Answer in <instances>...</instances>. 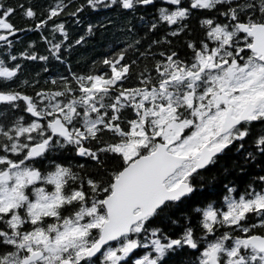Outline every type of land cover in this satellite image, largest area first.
Returning a JSON list of instances; mask_svg holds the SVG:
<instances>
[{
  "label": "trees",
  "instance_id": "1",
  "mask_svg": "<svg viewBox=\"0 0 264 264\" xmlns=\"http://www.w3.org/2000/svg\"><path fill=\"white\" fill-rule=\"evenodd\" d=\"M159 1L147 6L139 0H0V18L3 11L12 10L7 16L11 24L24 27L19 41L11 47H0V66L18 70L13 76L0 78V93L15 97L0 102V157L9 156L11 163L17 161L16 156H23L24 163L42 177L25 188L19 212L26 220V233L40 228L52 234L51 227L73 219L82 207L103 201L111 192L113 179L129 162L115 146L132 140V125L142 112L131 94L159 88L176 70L190 65L192 57L186 51L207 40V26L203 23L185 27L179 34H166V25L155 14ZM263 4L264 0H216L212 3V17L223 23L229 10L255 14ZM51 9L58 13L52 14ZM206 10V15H211V8ZM170 55L172 59L168 60ZM111 63L122 73L114 84ZM96 79L101 81L100 88L90 93L97 87ZM19 93L29 95L39 118L25 112L26 104ZM86 111L102 122L82 137L74 131L82 129ZM175 113L178 120L191 122L183 137L193 129L196 117L192 108L184 105L178 106ZM69 116L70 123H64L72 133L70 140L53 136L50 121ZM147 126L146 122V129ZM256 128L254 125L246 137H240L239 127L238 137L233 136L209 166L190 172L189 195L165 203L133 226L128 236L105 246L95 257H84L73 264H103L106 247L116 246L125 238L138 246L118 264H134L144 255L152 257L155 264H208L202 260V251L214 242L224 248L217 264H228L226 252L235 240L264 236V205L244 209L234 223H227L223 217L229 198L251 199L264 193V152H258ZM41 142L47 143L45 152L29 157L28 148ZM149 152L144 148L137 156ZM58 168L65 173L60 189L64 200L56 207L55 215H42L32 222L27 203L34 199V189L54 191L53 184L45 178ZM75 192L79 198H70ZM99 207L104 213L102 202ZM208 209L214 214L212 220L206 215ZM136 226L139 230L134 229ZM98 236L99 229H91L89 243ZM156 241L162 246L159 250ZM15 249L12 243L0 240V264H6L5 259ZM254 253L247 245L239 248L235 256L249 263ZM20 255L26 256L28 251L22 250Z\"/></svg>",
  "mask_w": 264,
  "mask_h": 264
},
{
  "label": "rangeland",
  "instance_id": "2",
  "mask_svg": "<svg viewBox=\"0 0 264 264\" xmlns=\"http://www.w3.org/2000/svg\"><path fill=\"white\" fill-rule=\"evenodd\" d=\"M197 1L203 3L204 0ZM215 30L212 39L217 42V45H212V60L209 50L204 49L202 59L187 68L176 70L159 88L131 94L142 112L132 125V140L115 146L116 151L122 153L127 161L135 158L141 149L153 150L156 141L168 143L172 153L193 156L204 143L211 142L213 135L219 134L226 108L233 106L235 112L238 113L247 100L256 98L262 93L264 78L258 79L259 67L256 64L242 65L226 61L229 54L225 44L229 37L237 32L229 33L223 27ZM109 69L112 73L111 84H114L121 78L122 73L115 69L114 63L110 64ZM96 83L97 87L90 89V93L100 88L101 81L96 79ZM182 105L191 107L196 117L193 129L183 137L181 136L191 122L178 120L175 111L178 106ZM63 121L70 123V116L63 118ZM101 122L100 118H93L90 112L86 111L82 129L74 132L76 135L85 137L86 134L92 133ZM146 122L148 123L147 129L145 128ZM192 168V161L187 162L166 181V185L172 187L187 180ZM64 174V170L58 168L45 178L53 184V192L47 193L42 188L34 190V199L27 203L26 207L32 222H36L42 215H55L56 207L64 200L60 190ZM40 179H42L41 175L35 177L32 170L23 165L14 166L9 174H0V207L17 206L22 201V187ZM79 196V193L75 192L70 198H79ZM101 202L98 200L90 206L82 207L73 219L63 221L58 227H51L52 234L36 228L24 234L18 242L9 241L17 244V248L5 259V263L21 264L24 257L20 255L22 250L28 251V254L42 250L44 257L39 261L40 264H60L64 261V257L65 260L72 262L81 260L91 244L88 239L90 230L95 228L100 230L106 219L105 213L99 207ZM253 204L264 205V193H258L251 199L229 198L227 200L228 209L223 213L225 221L227 223L236 222L241 212ZM206 215L208 219H211L214 214L211 209H208ZM134 229L139 230V227L136 226ZM137 246L135 241L125 238L116 246L106 247L101 261L103 264H118L125 260ZM246 246L243 240H235L231 249L226 252L227 263L264 264V253L255 251L250 256L249 263H245L243 257L235 256L239 248H246ZM155 247L157 250L162 248L157 241ZM223 249L220 242L209 244L202 251V260L208 264H217L219 252ZM134 264H155V262L149 255H144L135 259Z\"/></svg>",
  "mask_w": 264,
  "mask_h": 264
},
{
  "label": "water",
  "instance_id": "3",
  "mask_svg": "<svg viewBox=\"0 0 264 264\" xmlns=\"http://www.w3.org/2000/svg\"><path fill=\"white\" fill-rule=\"evenodd\" d=\"M152 0L142 1L143 5H150ZM240 31L253 37L250 50L264 61V26L254 25L249 28L246 24H240ZM15 35V32L0 35V43ZM26 104L25 112L32 118L40 115L35 109L29 96L21 98ZM258 102L247 104L237 116H234L232 108L225 110L223 121L218 133L225 135L240 123L252 119ZM49 127L53 136H60L70 140L71 131L60 117L50 121ZM226 144L215 146L202 145L193 155V168L191 173L203 170L210 165L212 159L219 155ZM47 148L46 142L36 143L28 148L31 158L41 156ZM79 153H84L81 149ZM188 161V156L178 155L169 150V144L156 141L155 147L147 154L138 155L129 161L125 167L113 179L111 192L103 199L102 206L106 219L99 230V236L93 242L84 257H95L101 250L122 237L128 236L133 226L138 222L152 216L165 203L178 201L192 192V186L185 180L173 187H168L166 181L173 176ZM244 242L256 252L264 253V236L251 235ZM44 257L42 250H36L24 256L21 264H35ZM60 264H73L71 260H64Z\"/></svg>",
  "mask_w": 264,
  "mask_h": 264
},
{
  "label": "flooded vegetation",
  "instance_id": "4",
  "mask_svg": "<svg viewBox=\"0 0 264 264\" xmlns=\"http://www.w3.org/2000/svg\"><path fill=\"white\" fill-rule=\"evenodd\" d=\"M142 1L144 0H139V3L141 4ZM153 1L154 0H152V3L150 5L153 4ZM213 2L212 0H204L203 3H199L197 0H190V1L160 0L158 2L160 8L158 10H155V14L158 17V19L166 25L165 33L168 35L179 34L183 28L191 27L192 25H200L201 23H203L202 25L207 26V40L193 44L192 48L188 49L185 53V54H190L192 57L190 65H193L196 61L202 59L203 56L202 52L204 49H206L207 51L209 50V56L212 60V44L217 45L216 44L217 42H214L212 39L213 36L212 34L216 31L215 30L216 28L223 27L229 33L237 32L235 33V35L229 37V39L225 44V48L228 50L227 52L229 54V56L226 58V61L227 62L233 61L235 63H239L242 65H246L249 63L256 64L259 67L257 72L258 79L264 78V61L262 60L261 56L258 57L256 53L252 52L249 48L250 45L252 44L253 37L251 35H248L247 33H242L239 27L240 24H246L249 26V28L258 24L264 26V7L262 9L257 10L255 14L254 12L248 10H244V11H241V9L229 10L227 12L226 15L227 17L225 18V22L219 23L216 21L214 16L212 17ZM262 6H264V4ZM207 8H211V15H206ZM50 12L52 14L58 13L54 9H51ZM3 13L4 16L0 18V35L8 34L10 32H15V35L8 38L5 42L0 43V47L7 48V47H11L14 42L19 41L23 37L22 31L24 27L23 28L15 27L14 25L11 24L7 16L10 13H12V10H6L3 11ZM240 15H244L245 17L241 18ZM255 15H258L260 17H255ZM10 20L19 21L18 19H10ZM167 58L168 60L172 59V55L168 56ZM17 71L18 70L15 67L11 68V67L0 66V78L13 76L16 74ZM18 96L22 98V96H29V95H26L24 93H19ZM7 99L15 100V97L14 95L7 96L0 93V102L5 101ZM255 101H257L258 104L251 115L252 119L240 123L238 126L232 128L225 135H220V134L213 135L211 142L204 143L203 145L215 146L218 144H226L228 146L229 143H231L232 140L234 139L233 136L238 137L237 129L239 127H241L240 137H246L248 135L249 129L255 125L257 127L256 128L257 135L255 136L256 144L258 147V152L262 154L264 152V90L258 97L247 100L243 107ZM228 108H232L234 116H237L240 110L242 109L241 108L237 113L235 112L233 106H229ZM24 110H26V105ZM8 157L9 156L0 157L3 166V169L0 171V174L3 173L9 174L10 170H12L14 166L23 165L28 169L32 170L33 174H35V177L40 176L37 170L31 169L29 165L27 166L26 163H24L22 158L23 156H16L14 159L17 158V161L11 163L8 162L9 160ZM192 157L193 156H188L187 162L192 161ZM216 157L212 159V162ZM38 181L29 182V184H27L26 187L29 188ZM62 184H63V179L62 182L60 183V189L62 187ZM26 187H22L21 190L22 201H20V203L17 206L10 208L0 207V240L1 241L18 242L20 238L24 234H26L23 228L26 223V220L21 218V214L19 212L21 205L25 200ZM235 199H241V197ZM13 245L15 246V248H17V244L16 245L13 244ZM208 246L209 245H207V247Z\"/></svg>",
  "mask_w": 264,
  "mask_h": 264
}]
</instances>
